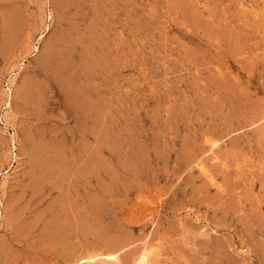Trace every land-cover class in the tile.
Listing matches in <instances>:
<instances>
[{
	"label": "rangeland",
	"instance_id": "374dc122",
	"mask_svg": "<svg viewBox=\"0 0 264 264\" xmlns=\"http://www.w3.org/2000/svg\"><path fill=\"white\" fill-rule=\"evenodd\" d=\"M0 264H264V0H0Z\"/></svg>",
	"mask_w": 264,
	"mask_h": 264
},
{
	"label": "bare ground",
	"instance_id": "6f19581e",
	"mask_svg": "<svg viewBox=\"0 0 264 264\" xmlns=\"http://www.w3.org/2000/svg\"><path fill=\"white\" fill-rule=\"evenodd\" d=\"M77 93V92H76ZM46 163V162H45ZM42 166V165H41ZM41 188V187H40ZM73 225V224H72ZM64 227V226H63ZM58 233V232H57ZM36 251V250H35ZM145 252V251H144ZM73 253V252H72ZM112 255L114 256V254L112 253ZM116 255V254H115ZM147 255V254H146ZM146 255H144V256H146ZM143 256V258H142V260L140 261V262H143V263H145V258L146 257H144ZM111 257V256H110ZM102 258V257H101ZM109 258V257H108ZM112 258V257H111ZM95 259H96V257H95ZM133 259V258H132ZM90 260V259H89ZM134 260V259H133ZM130 262V261H129Z\"/></svg>",
	"mask_w": 264,
	"mask_h": 264
}]
</instances>
